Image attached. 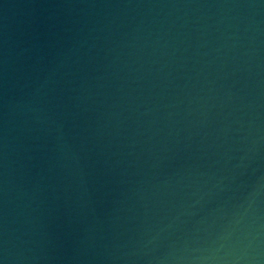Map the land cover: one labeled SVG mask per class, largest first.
<instances>
[{
	"label": "water",
	"instance_id": "water-1",
	"mask_svg": "<svg viewBox=\"0 0 264 264\" xmlns=\"http://www.w3.org/2000/svg\"><path fill=\"white\" fill-rule=\"evenodd\" d=\"M0 264H264V0H0Z\"/></svg>",
	"mask_w": 264,
	"mask_h": 264
}]
</instances>
